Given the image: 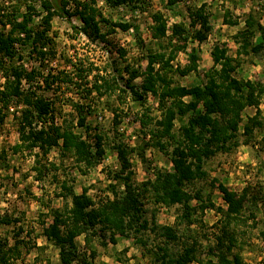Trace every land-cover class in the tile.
I'll return each mask as SVG.
<instances>
[{
  "label": "rangeland",
  "instance_id": "rangeland-1",
  "mask_svg": "<svg viewBox=\"0 0 264 264\" xmlns=\"http://www.w3.org/2000/svg\"><path fill=\"white\" fill-rule=\"evenodd\" d=\"M84 1V0H79ZM137 6H121L111 8L105 0L96 1V9L102 17L111 23L127 22L136 26L138 36L145 44L141 49L136 42L134 28L122 32L118 28L108 29L105 41L91 40L80 30L82 23L74 15L66 18L54 17L51 22L50 32L47 34L49 42L46 45L45 60L41 64L35 59L29 47L16 45V57L11 61H5L8 67L14 63L25 71L37 68L43 75L51 73L56 75L63 72L58 81L52 84L50 89L40 83V77L36 79L34 86L39 85L38 94L53 103L52 116L56 123L63 119L76 122V115L72 105L79 104L84 107L86 114V127L76 128L75 132L82 136L90 145H93L95 135L102 137L101 145L105 151L104 159L93 169L81 174L69 155L61 157L57 148H53L45 156L40 155V166L54 165L52 169L41 179L36 180L33 156L27 152L12 154L11 148L18 143L17 121L22 106L10 105L6 116L0 122V217H8L16 222L9 225H0V239L7 242V247L19 243L18 254L14 255L10 264H59L57 248L42 236V229L51 223L52 209H59L63 201L57 197L59 182L66 180L75 194H80L83 189L98 203L113 197L109 188L114 173L119 170V162L113 150V144L122 143L129 151L131 163L132 181L140 185L148 179H152L154 172L159 170H171L170 157L150 144V131L156 129V121L160 117L157 101L152 95L145 96L140 101H132L130 96L118 97L122 93L104 96L100 99L94 94L88 95V83L97 70L106 71V75L117 80L120 88L124 84L128 74L123 67L128 64L133 69L143 72L147 55L150 51L168 52V40L154 41L150 37L151 15L161 13L171 27L177 23L184 26L187 34V45L184 51L177 53L172 66L183 68L188 65V59L192 52L198 57L197 71L188 75H173V81L182 86L203 84L204 74L212 66L210 52L215 44L224 46L227 54L238 63L233 75L242 81H252L264 86V55H237L239 49L235 41V35L243 29L244 18L252 11L260 23L264 25V11L259 0H179L174 7H167L164 0H141ZM29 2L26 0H0V33H7L10 26L3 24L7 19L20 22ZM205 5V11L209 16L211 30L206 40L197 43L193 40L194 28L189 26V9H195ZM35 12L31 26L42 29L40 15L42 10L39 4L34 5ZM75 6L70 3L67 7L73 13ZM13 18H4L3 15ZM224 16L230 21H236V25H228L223 22ZM101 32L106 31L102 28ZM105 27H107L105 25ZM76 28V29H75ZM176 44V43H174ZM118 49L124 51V57L119 56ZM21 57V58H18ZM93 69L92 73H88ZM68 76V77H67ZM3 78L0 76V85ZM141 78L133 81L139 86ZM25 88L26 85H23ZM187 100V99H186ZM260 111L259 121L261 125L253 129L250 136H244L243 126L248 117L255 115L254 107H247L242 112V121L239 126V144L227 153H217L205 160L203 171L206 176L201 180H195L187 185L190 193L199 191L204 203L210 201L213 207L202 210L200 202L192 200L191 205L197 208L196 214L191 217V225L186 229L199 242L198 258L207 259L206 250L215 245L216 237L220 236L221 212L226 208L218 190V184H222L229 190L237 193L245 192L244 217L249 214L253 218H247L246 224L233 227L237 237L234 251H238L244 264H264V95L258 107ZM116 115V116H115ZM50 119V117H49ZM143 120V122H142ZM175 119L173 122V134L180 138L181 123L186 121ZM143 123H145L143 125ZM75 125V124H73ZM170 142V141H169ZM167 142L170 152L172 142ZM34 152H39L35 150ZM115 183V182H113ZM122 186H117L116 192L120 194ZM145 217L158 225H173L177 221L179 208L174 206L166 208L155 204L149 194L142 198ZM250 217V216H249ZM184 225L180 229H184ZM149 232H146L148 235ZM145 238V236H143ZM150 246L158 240L150 235ZM116 244H111L98 236L91 238L89 246L84 244L83 236L76 238L78 258L73 264H83L84 261H93L96 264H151L150 258L144 254L142 248L136 244L132 236L128 238L117 237ZM101 242L106 243L102 245ZM191 264H197L193 262Z\"/></svg>",
  "mask_w": 264,
  "mask_h": 264
},
{
  "label": "trees",
  "instance_id": "trees-1",
  "mask_svg": "<svg viewBox=\"0 0 264 264\" xmlns=\"http://www.w3.org/2000/svg\"><path fill=\"white\" fill-rule=\"evenodd\" d=\"M12 1V0H9ZM16 1V0H15ZM97 0H26L29 2L27 13L20 22L7 19L3 24L9 25L7 33H0V76L3 83L0 85V122L6 116L10 105H21V111L17 121L18 143L11 148L12 154L25 152L34 158L33 171L36 172V180L41 179L52 169L50 165L40 166V155L45 156L53 148L59 150L61 157L67 155L73 160L81 174L95 168L103 159L105 151L102 148V137L95 135L93 145H90L82 136L75 132L76 128L86 127V112L79 104L72 105L76 115V122L63 119L56 123L52 116L53 103L38 94V86L33 84L38 77L50 89L52 84L60 79L63 72L56 75L47 73L43 75L37 68L25 71L14 63L5 66V61H11L16 57V45L29 47L35 59L41 64L46 56V45L49 42L47 34L50 32L51 22L54 17L70 18L76 15L82 23L81 31L87 38L95 41H105L108 29L118 28L127 32L134 28L136 42L141 49L145 44L138 36V29L131 23H111L104 19L96 9ZM111 8L121 6H137L141 0H105ZM167 7H174L179 0H164ZM264 11V0H259ZM38 3L42 10L40 15L42 29L31 26L35 12L34 5ZM75 6L73 13L67 10L69 4ZM0 12L2 10L0 9ZM5 18H13L3 15ZM189 26L194 28L193 40L202 43L206 40L211 30L209 16L205 11V5L195 9H189ZM150 37L154 41L168 40L170 47L165 53L147 51L146 65L143 72L133 69L126 64L123 69L128 74L124 89L120 88L117 80L107 76L106 71L97 70L88 83V95L94 94L98 99L111 96L115 93L121 100L123 94L130 96L132 101H140L147 95H152L158 105L160 117L156 121V129L150 131V144L170 157L171 170L155 171L153 178L140 185L132 181L131 163L129 151L122 143L113 144V150L119 162V170L114 173L109 188L112 198L98 203L87 194L85 189L80 194H75L66 180L59 182L57 197L63 201L62 208L52 209L51 223L42 229V236L52 243L58 250L59 264H73L78 258L76 238L83 236L84 244L89 246L91 238L98 236L116 244L117 237L128 238L132 236L144 254L150 258L151 264H244L238 251H234L237 237L233 227L246 224L247 218H253L252 214L244 217L245 192L237 193L229 190L222 184H218L222 200L226 204L224 210H220V236L216 237L215 245L206 250L205 261L198 258L200 247L198 240L193 237L191 231L186 230L192 223L191 217L196 214L197 208L191 205L192 200L200 202L199 207L204 210L213 207L210 201L204 203L199 191L190 193L187 185L195 180H201L206 176L203 171L205 160L217 153H227L239 144V126L242 121V112L247 107L256 109L255 115L248 117L243 126L244 136H250L253 129L259 127L260 111L258 109L264 86L252 81L237 79L233 73L238 66L237 59L228 56L224 46L215 44L210 52L212 66L204 74L203 84L182 86L173 81V75H188L197 71L198 60L195 52L190 54L188 65L183 68L172 66L176 55L184 51L187 43V34L183 25L174 23L169 27L161 13L151 15ZM223 22L228 25H236V21H230L224 16ZM243 29L235 35V41L239 46L236 54L264 55V25L257 16L250 11L244 18ZM102 28L106 31L101 32ZM105 25L107 27H105ZM76 29V28H75ZM106 32V34H105ZM176 43V44H174ZM119 56L124 57L123 50L118 49ZM21 58V57H18ZM89 69L88 73H92ZM173 74V75H172ZM68 77V76H67ZM141 78L139 86L133 81ZM23 85H26L24 88ZM125 97V98H126ZM187 99V100H186ZM116 116V115H115ZM50 117V119H49ZM187 120L181 123L180 138L173 134V122L175 119ZM143 122V120H142ZM75 124V125H73ZM145 123H143L144 125ZM75 126V127H74ZM173 143L169 152L167 142ZM169 142V143H170ZM39 150V152H34ZM1 158V157H0ZM117 186H122L120 194L116 192ZM146 194L158 205L166 208L178 207L179 212L175 224L158 225L153 219L149 222L145 217L146 211L142 198ZM250 216V217H249ZM16 222L6 216L0 217V225H9ZM184 225V229L180 226ZM187 227V228H186ZM146 232H149L146 235ZM150 235L158 242L151 245ZM145 236V238L143 237ZM102 245L106 243L101 242ZM7 247V242L0 239V264H10L13 256L18 254V245ZM83 264H96L92 260Z\"/></svg>",
  "mask_w": 264,
  "mask_h": 264
}]
</instances>
